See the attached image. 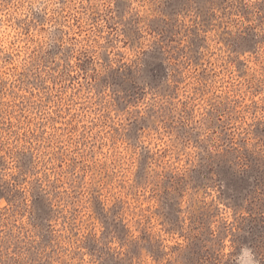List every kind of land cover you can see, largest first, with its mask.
I'll use <instances>...</instances> for the list:
<instances>
[{
    "label": "rangeland",
    "instance_id": "obj_1",
    "mask_svg": "<svg viewBox=\"0 0 264 264\" xmlns=\"http://www.w3.org/2000/svg\"><path fill=\"white\" fill-rule=\"evenodd\" d=\"M0 169V264H264V0H0Z\"/></svg>",
    "mask_w": 264,
    "mask_h": 264
},
{
    "label": "trees",
    "instance_id": "obj_2",
    "mask_svg": "<svg viewBox=\"0 0 264 264\" xmlns=\"http://www.w3.org/2000/svg\"><path fill=\"white\" fill-rule=\"evenodd\" d=\"M1 170V169H0ZM2 183V177H1V174H0V197H7V196H11V192L12 190H8L9 187L8 186H5L6 184H1ZM5 197V198H6ZM9 198V197H8ZM9 200V199H8Z\"/></svg>",
    "mask_w": 264,
    "mask_h": 264
}]
</instances>
